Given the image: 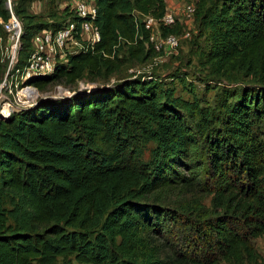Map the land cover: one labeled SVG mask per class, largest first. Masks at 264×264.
I'll return each instance as SVG.
<instances>
[{
  "label": "trees",
  "instance_id": "16d2710c",
  "mask_svg": "<svg viewBox=\"0 0 264 264\" xmlns=\"http://www.w3.org/2000/svg\"><path fill=\"white\" fill-rule=\"evenodd\" d=\"M94 2L100 39L28 81L109 75L122 48L157 54L142 18L161 17L165 0ZM193 2L204 64L232 82L214 105L140 73L0 117V264H264L254 243L264 234V0ZM13 8L24 20L16 66L36 31L73 18Z\"/></svg>",
  "mask_w": 264,
  "mask_h": 264
},
{
  "label": "rangeland",
  "instance_id": "374dc122",
  "mask_svg": "<svg viewBox=\"0 0 264 264\" xmlns=\"http://www.w3.org/2000/svg\"><path fill=\"white\" fill-rule=\"evenodd\" d=\"M77 0H23L26 12L36 15L40 21L52 23L60 21L73 11V5ZM166 7L173 11L176 15L177 22L181 26L179 43L176 48H170L168 45L160 42L157 38L155 43L158 45L157 54L147 59L140 60L137 58L128 57L125 49L119 50V57H122V62L116 71L109 75H100L95 79L83 76L74 83L60 82L66 89L73 90L81 85H108L111 84L117 77L122 75H138L140 73L154 74L160 78L164 86H174L175 93L185 98L192 97V94L204 104L214 105L217 95L222 87L232 85V82L224 78L211 76L209 68L204 64V51L207 49V40L205 33L201 32L197 17L187 16L181 13V6L193 0H165ZM8 10H12L19 18L22 27L24 20L22 16L14 11L13 0L10 4H6ZM52 27V26H51ZM156 33V28H153ZM6 37V32L0 25V83L6 77L8 80L15 79L14 66L23 58V52L17 51L16 58L11 62L9 56V47ZM26 59V58H25ZM176 73L183 75V80L178 79ZM246 81H248L246 79ZM30 82V81H27ZM59 83V82H58ZM56 81L43 82L39 85L34 84L38 90V98L41 96H53L58 93ZM21 85V84H20ZM190 86L193 87V93L189 91ZM1 91V90H0ZM15 94V90L13 89ZM152 142H148L144 151L148 155L149 149L152 147ZM208 203V199H205ZM174 237L184 246V242L188 240H179L180 237L187 233L175 228ZM182 232V233H181ZM184 238V237H183ZM254 243L258 251L264 257V234L255 238ZM61 264V263H59Z\"/></svg>",
  "mask_w": 264,
  "mask_h": 264
},
{
  "label": "built area",
  "instance_id": "2783aa9c",
  "mask_svg": "<svg viewBox=\"0 0 264 264\" xmlns=\"http://www.w3.org/2000/svg\"><path fill=\"white\" fill-rule=\"evenodd\" d=\"M10 4V0H7ZM195 3L193 1L181 6V13L187 16H194ZM7 20L0 17V25L6 32L9 47L10 61L16 58L19 50L22 24L17 15L10 9ZM137 13V12H136ZM73 18H67L56 28H42L36 31L31 38V48L24 63L14 66L15 79L8 80L6 77L0 83V117L35 102L38 98L37 87L27 82L34 76L46 75L53 72L57 62H66L70 53L81 51L91 46L100 39V33L95 23L96 5L94 0H77L73 5ZM142 20L147 28L151 29L150 40L158 45L155 40L176 48L179 43V36L176 33H168L165 36L160 34L159 25H173L177 22L176 15L166 7L164 14L155 18L151 15H143ZM156 28V33L153 28ZM21 84V85H20ZM92 85H81L77 90ZM58 93L52 97H65L73 93V90L66 89L60 83L56 84ZM15 90V94L13 92ZM22 91V92H20Z\"/></svg>",
  "mask_w": 264,
  "mask_h": 264
},
{
  "label": "water",
  "instance_id": "95a60500",
  "mask_svg": "<svg viewBox=\"0 0 264 264\" xmlns=\"http://www.w3.org/2000/svg\"><path fill=\"white\" fill-rule=\"evenodd\" d=\"M51 96L49 95V96H41L39 99H37L35 102H33L32 104H30V105H28L27 107H29V106H32V105H34L35 103H37V102H39V101H41V100H44V99H47V98H50ZM25 108V107H24Z\"/></svg>",
  "mask_w": 264,
  "mask_h": 264
},
{
  "label": "bare ground",
  "instance_id": "6f19581e",
  "mask_svg": "<svg viewBox=\"0 0 264 264\" xmlns=\"http://www.w3.org/2000/svg\"><path fill=\"white\" fill-rule=\"evenodd\" d=\"M20 92H22V91H20Z\"/></svg>",
  "mask_w": 264,
  "mask_h": 264
}]
</instances>
